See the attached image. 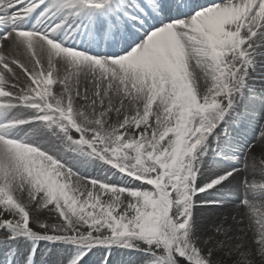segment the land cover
Wrapping results in <instances>:
<instances>
[{"label":"snow or ice","instance_id":"snow-or-ice-1","mask_svg":"<svg viewBox=\"0 0 264 264\" xmlns=\"http://www.w3.org/2000/svg\"><path fill=\"white\" fill-rule=\"evenodd\" d=\"M114 253L264 264V0H0V264Z\"/></svg>","mask_w":264,"mask_h":264},{"label":"rangeland","instance_id":"rangeland-1","mask_svg":"<svg viewBox=\"0 0 264 264\" xmlns=\"http://www.w3.org/2000/svg\"><path fill=\"white\" fill-rule=\"evenodd\" d=\"M256 115H258V113ZM99 261H100L99 256L90 257V264H99ZM110 261H111V264H135L136 257L122 254V253H114L113 256L110 257Z\"/></svg>","mask_w":264,"mask_h":264}]
</instances>
